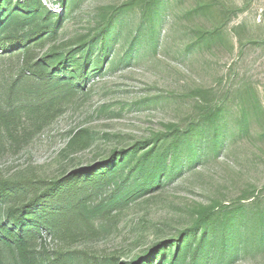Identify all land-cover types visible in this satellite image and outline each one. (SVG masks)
Masks as SVG:
<instances>
[{"label":"rangeland","instance_id":"obj_1","mask_svg":"<svg viewBox=\"0 0 264 264\" xmlns=\"http://www.w3.org/2000/svg\"><path fill=\"white\" fill-rule=\"evenodd\" d=\"M212 1L161 0L162 25L152 33L142 17L145 0H69L61 38L89 34L114 7L130 2L121 18L124 28L119 39L110 41L104 67L90 76L54 122L38 133L32 131L22 142L4 132L0 135V180L61 178L73 168L99 162L115 148L168 134L172 126L185 130L198 123L195 132L200 136L186 150L172 181L130 204L112 223H97V235L69 245L77 254L86 251L124 261L158 240L177 236L193 225L202 208L212 207L215 216L206 242L208 251L217 256L212 264H264V0H217L222 13L226 7L238 11L225 26L219 46L197 53L191 36L184 33L193 30L197 21L177 18L196 2ZM63 14L64 10L59 15ZM208 20L213 28L222 23L219 12ZM116 29L121 31V26ZM20 67L17 54L0 57L1 91L16 80ZM248 86L253 88L250 98L259 123L247 131L238 126L237 92ZM222 101L221 124L226 132L216 139V148L213 125L201 118ZM10 103L1 92L0 105ZM22 122L33 128L27 115ZM80 129L90 130L91 146L66 151ZM224 215H235L241 231L239 238L229 241V250H223L220 237ZM42 234L38 251L44 246L52 254L68 247L48 231ZM201 235L199 230L197 239Z\"/></svg>","mask_w":264,"mask_h":264},{"label":"trees","instance_id":"obj_2","mask_svg":"<svg viewBox=\"0 0 264 264\" xmlns=\"http://www.w3.org/2000/svg\"><path fill=\"white\" fill-rule=\"evenodd\" d=\"M133 1H131L132 3ZM142 17L149 21L154 33L162 25L159 20L161 0H145ZM69 0H65L64 14L54 15L41 0H0V57L17 54L20 71L16 80L8 84L6 93L10 104L0 105V135L16 143L26 141L30 133H38L54 122L86 87L90 76L104 67L111 40L122 33V16L130 2L112 9L108 19L97 23L87 35L61 38ZM76 5V4H75ZM226 7V6H225ZM217 0L194 3L184 17L196 20L191 36L192 45L202 53L219 46L224 29L236 15L234 9L222 13ZM73 10V9H72ZM241 11V10H240ZM220 14L222 23L211 27L208 18ZM181 19V20H182ZM117 31L116 28H120ZM45 51L44 53H42ZM248 86L240 88V130H249L259 123L251 103ZM2 95V94H1ZM223 101L202 116L201 121L213 125V143L226 132ZM32 120V127L22 126V118ZM260 125V124H259ZM195 123L191 129L172 126L168 134H157L130 148L113 149L95 164L73 168L61 178L33 181L0 180V264H212L217 256L208 251L207 231L212 225L215 210L202 208L193 225L177 236L158 240L146 250L122 261L117 256H96L83 251L77 254L69 245L87 242L99 233L97 223H112L130 204L144 198L155 187L174 179L183 166L180 160L186 150L200 136ZM165 136V137H164ZM211 136V137H212ZM171 137V138H170ZM93 136L89 129H80L70 139L66 151L77 152L89 148ZM167 144L166 147L163 145ZM214 147H218L217 141ZM100 197L101 200H97ZM236 212V211H235ZM237 218L224 215L220 220V237L229 250L230 240L241 236ZM48 231L64 246L50 254L37 244ZM104 226L100 224V232ZM202 235L197 239V232ZM264 243V238H262ZM232 251V250H230ZM100 257V258H97Z\"/></svg>","mask_w":264,"mask_h":264},{"label":"built area","instance_id":"obj_3","mask_svg":"<svg viewBox=\"0 0 264 264\" xmlns=\"http://www.w3.org/2000/svg\"><path fill=\"white\" fill-rule=\"evenodd\" d=\"M43 5L54 15L63 13L65 0H41ZM59 13V14H58Z\"/></svg>","mask_w":264,"mask_h":264}]
</instances>
